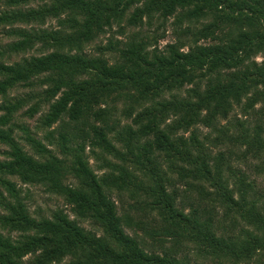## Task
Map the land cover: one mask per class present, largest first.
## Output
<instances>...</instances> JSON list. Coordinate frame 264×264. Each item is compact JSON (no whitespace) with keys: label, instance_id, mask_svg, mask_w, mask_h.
<instances>
[{"label":"trees","instance_id":"16d2710c","mask_svg":"<svg viewBox=\"0 0 264 264\" xmlns=\"http://www.w3.org/2000/svg\"><path fill=\"white\" fill-rule=\"evenodd\" d=\"M154 16L173 18L161 47L162 33L141 30ZM122 20L138 31L87 50ZM0 99V264H192L147 249L132 224L220 264L264 262V194L231 162L254 160L264 180V0H0ZM22 108L41 111L35 130L14 121ZM197 125L214 132L208 145ZM174 172L194 201L177 199ZM12 178L61 197L100 234L61 209L32 214ZM124 192L144 220L118 212Z\"/></svg>","mask_w":264,"mask_h":264},{"label":"rangeland","instance_id":"374dc122","mask_svg":"<svg viewBox=\"0 0 264 264\" xmlns=\"http://www.w3.org/2000/svg\"><path fill=\"white\" fill-rule=\"evenodd\" d=\"M35 4H37V2L30 3L29 5L34 6ZM172 20H173L172 17H167L166 19L163 20L162 18H157L156 16H154L150 20V24L148 26L144 24L141 27V30L142 31H149V32L154 30L158 34L162 33L163 34L162 37L161 38L159 37L157 39L158 46L161 47L164 43L171 42L174 40V35H173V27L174 26L172 24V22H173ZM54 25H55V20L50 19V20H47L46 23L44 24V26H42V27H45V26L51 27ZM120 26L122 29L118 28L116 26V24H112L110 28H107L105 30V32L102 33V35H100L97 39L93 40L92 42H90L87 45V50H89L90 52H95L94 48H95L96 44H102V46H103L106 44V42L109 38L111 40L121 41L130 32L138 31L137 26L135 27V26L127 25L124 20H122L120 22ZM37 53H38V51L32 49V50H29L26 54L28 55V54H37ZM106 55L111 56V53H108V51H107ZM262 57H263L262 53H258L254 57V59L256 61H259L262 59ZM13 59H16V57H13ZM21 91H23V90H12L9 92V96L19 94ZM43 109H45V108H43ZM23 110H24V108L20 109L16 113L14 121L18 125L24 124V125L28 126L31 130H35L34 128L38 125V117H39L41 111L35 113L32 117H27V116H24L21 114V112ZM235 112H236L235 114L239 115L238 111H235ZM121 122H127L130 124L129 119L121 118ZM54 125H52V126H54ZM195 128H196V133L198 135V138L200 140L204 141L208 145V142L205 141L204 139H202V134H204V133L209 134L211 137L214 135V132H211L209 128H206L203 125H197ZM35 132H36L35 136L37 138L41 139L43 131L37 130ZM188 132H185L183 135L184 136L188 135ZM14 135L18 137L19 143L24 147V149L26 151L32 152L30 150L28 144L24 141L23 137L20 138L21 131L19 129H16V128L14 129ZM222 148H224V146L210 147L211 154L215 153L218 149H222ZM2 150H4V146L2 144H0V158H1V151ZM55 150H57V149H55ZM87 151H88V147H85V153ZM55 152L57 153V151H55ZM87 154H88V152L86 153V155ZM87 158H88L87 160H88L89 167L92 170H94L95 172H97V174H100L101 170H96V167L98 164H100V161L97 158H95L93 155H90V153H89V156ZM231 162L233 163V165L240 168L247 175H249L250 178H253L256 187L258 189H260L264 194V180H263V178L259 175L257 176V175L252 173V170L254 171V169L252 167L254 160L248 158L246 161H244V160H242V161L241 160H232ZM162 167L163 168L165 167V163L162 164ZM171 176H172V181L174 183L173 188L175 190V193L178 194L177 199H179V200L181 199V200H183V202L185 199L188 201H190V200L194 201V198H196L195 192L191 189H188V185L187 184L184 185V183H183L184 179L186 182L190 181L189 178H184L181 180L176 172L171 173ZM12 180L16 183L17 186H19L21 188V192L25 196V201H26V204L28 206V209L30 212H32V214L41 213L43 215H48L49 212L53 209H61L64 212H66L70 218H73L74 220H76L83 228L91 230V231L95 232L96 234H100L99 229L95 225L90 223L89 220L75 216L73 214V212L71 211L70 207L63 201V199L61 197L45 192L41 186L22 184L15 178H12ZM184 190H186V192H183ZM113 199L115 200V203L117 204L116 206H117L119 213L125 212V209L128 210L127 208H129L128 211H129V214L132 216L133 220H135L137 217L144 220V217H142L140 215L139 211L135 210L136 207H138L139 205L135 203L133 196L124 192V193H120V194H114ZM184 207H185V211L188 210L187 205H184ZM215 215H216L217 219L222 220V208L218 207ZM153 216H155V215H153ZM149 217L150 216H148L147 219H145V220L149 223V225L154 224ZM224 221L225 222L223 224H224L225 230H229L230 225H229L228 221L226 219H224ZM130 229L126 228L127 232H129V233L134 232L136 234V236L144 242L147 249H151V250H155V251L159 252L162 248L163 249L167 248V247L173 248V249L177 250V253L179 256H183V257L189 259V261L192 264H220L215 259H210L209 257H204L201 254H197L194 247H193V244H191V243L182 242L180 245L171 246V242H170V239H168V237H166V238L160 237L161 242H158L157 241L158 237L153 236L152 238H150L148 236V234L143 233L142 230L140 228H138L135 224H132ZM258 262H261V261H259V260L256 261V259L253 257L252 259H250L248 261L239 262L237 264H257ZM225 264H231V262L230 263L227 262ZM261 264H264V262L262 261Z\"/></svg>","mask_w":264,"mask_h":264}]
</instances>
